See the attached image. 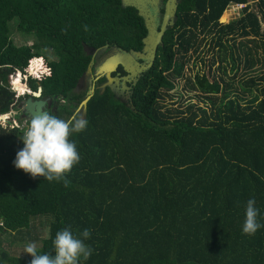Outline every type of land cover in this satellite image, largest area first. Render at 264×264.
<instances>
[{"label": "trees", "instance_id": "16d2710c", "mask_svg": "<svg viewBox=\"0 0 264 264\" xmlns=\"http://www.w3.org/2000/svg\"><path fill=\"white\" fill-rule=\"evenodd\" d=\"M248 1L182 0L132 105L110 90L89 101L86 128L70 136L80 161L62 180L14 167L26 120L16 116L17 127H0V236L23 229L29 236L35 220L45 218L47 236L32 239L40 243L37 253L54 256L56 233L69 228L93 249L79 264H264V72L248 76L261 63L259 51L264 55V0L219 23L228 5ZM12 22L32 46L12 43ZM145 34L121 0H0V116L17 103L9 76L41 60V76L29 87L56 97L55 116L70 119L87 95L77 87L89 49L140 52ZM202 52L210 56L201 61L207 76L187 77L190 54L198 60ZM182 84L184 107L164 105ZM253 198L261 227L245 235ZM31 259L10 255L0 241V264Z\"/></svg>", "mask_w": 264, "mask_h": 264}, {"label": "clouds", "instance_id": "9594fccd", "mask_svg": "<svg viewBox=\"0 0 264 264\" xmlns=\"http://www.w3.org/2000/svg\"><path fill=\"white\" fill-rule=\"evenodd\" d=\"M11 111L9 112L11 116L7 119H13ZM3 116L6 114L0 116V119ZM86 126L87 121L76 115L68 120L48 112L32 116L23 132L21 140L24 146L16 153L14 167L33 178L43 177L49 182L62 180L81 158L77 144L70 139V136L73 133L82 132ZM68 183L69 181L64 179L65 186ZM254 205V198L247 201L242 226V232L245 235H253L261 227L257 222L258 210ZM82 236L87 239L90 231L85 229ZM53 248L54 256L48 253L38 254L35 243H28L25 246V252L32 257L30 264H79L81 259L87 261L93 254V249L82 239L75 237L69 228L56 233Z\"/></svg>", "mask_w": 264, "mask_h": 264}, {"label": "water", "instance_id": "95a60500", "mask_svg": "<svg viewBox=\"0 0 264 264\" xmlns=\"http://www.w3.org/2000/svg\"><path fill=\"white\" fill-rule=\"evenodd\" d=\"M152 6L156 9L157 3H153ZM122 7L132 8L137 11L138 17L141 18L145 25L146 34L141 39L142 49L140 52H135L133 50L127 52L116 47L110 49L108 46L100 50H91L93 56L99 51L107 52L105 56L97 62H95L93 58L83 76V78L89 82H93L94 74L97 75L98 78L104 77L107 81L101 86V94H103L106 87L114 89L112 85L113 81L121 80L118 77L112 76L119 66H122L128 73L127 76L122 78L123 87L127 88L126 82L133 81L137 84L142 74L154 65L156 53L159 46L162 44V37L167 30V26H172L177 18L178 0L167 1L165 14L159 30L156 29L154 18L144 10L146 8L145 0H122ZM140 61H144L145 63L141 64ZM41 91V87H38L37 91L32 92L31 96L19 104V108L21 109L20 119L30 121L32 116L40 114L41 112H46L44 110L46 100L37 99L40 97ZM94 95L95 88L91 87L74 115L79 113L80 117L86 120L88 103ZM6 116L10 117L11 115L8 113Z\"/></svg>", "mask_w": 264, "mask_h": 264}, {"label": "rangeland", "instance_id": "374dc122", "mask_svg": "<svg viewBox=\"0 0 264 264\" xmlns=\"http://www.w3.org/2000/svg\"><path fill=\"white\" fill-rule=\"evenodd\" d=\"M252 3V2H250ZM240 5H228V7L226 8V10L224 11V14H222V16L219 18V23L221 24H227L231 21L237 20L239 17L242 16V10H240ZM12 22L10 24V29H11V41L12 43L16 46V47H22V46H32L33 44V39L31 36H26V35H22L20 33H18V31L15 29V26L13 25ZM241 38H239L240 41ZM244 39V38H243ZM245 41V39H244ZM258 42V41H257ZM49 54H46L48 57H50L51 60L56 59L57 57L55 55H53V53L51 51L48 52ZM259 57H260V62L259 64H257L254 68V73H250L248 76L249 77H255V76H259V74L263 71L264 72V55L261 54V51H259ZM210 58V56H206L203 55V52L201 53L200 57L197 60V64H198V70L197 68H194L192 73L193 74H201V75H205L207 76V68L201 63V61L203 60L204 62H207V60ZM42 61H38L33 62L30 64V68L31 71L23 74L20 71H15L12 75H10V85H11V89L12 92L15 93L14 97H16V99H20L21 97H26L27 95H31L32 89H30L29 84H28V77H38L40 76V73H42ZM28 71V68L25 69L24 72ZM17 77L19 76V82L24 86L25 91L22 93V91L20 93H18V91H16L13 87V82H12V77ZM229 76H233L232 73H230ZM238 81L241 83L243 82L244 79V75L243 73H239L238 75ZM209 80L210 76L208 77ZM21 94V95H19ZM168 99H170V96L168 94L167 96ZM180 107H184L183 105H180ZM183 109V108H181ZM11 112H13L14 114L12 115L13 119L9 118H2V121H0V127L4 128V129H9L18 126V122L17 119H15V112L14 110H12ZM27 123L26 122H22L21 126L26 128L27 127ZM2 220L0 218V225H2ZM36 235H38V238L40 240L44 239L47 236V219L45 218H37L34 222V226L31 227V233L29 234V236L25 235V230L23 229L22 234L18 235V234H5L2 237L0 236V241H2V245H3V249L9 253L10 255L13 256H17L20 258H29L30 256L26 254L25 252V246L28 243H35L36 245V249H39L40 243L39 242H34L32 241L33 237H35Z\"/></svg>", "mask_w": 264, "mask_h": 264}, {"label": "flooded vegetation", "instance_id": "af4514ba", "mask_svg": "<svg viewBox=\"0 0 264 264\" xmlns=\"http://www.w3.org/2000/svg\"><path fill=\"white\" fill-rule=\"evenodd\" d=\"M145 1H146V8L144 10L147 11L149 13V15L154 18V21H155V24H156V29L159 30L160 27H161V24H162V19H163L164 14H165V7H166V3H167L168 0H145ZM181 2H182V0H178V9H179V6H180ZM250 2H252V1L251 0L248 1L245 4V6H250L251 5ZM153 3H157V8L156 9L153 8V6H152ZM121 4H122V0H121ZM134 11L137 14V11L136 10H134ZM137 16H138V14H137ZM177 21H178V10H177V18H176L174 24L172 26H170V25L167 26V30H169L170 28H173L176 25ZM142 23H143V21H142ZM143 25H144V23H143ZM144 27H145V25H144ZM163 37H164V35H163ZM163 37H162V42H163ZM91 50H93V49H89V53L90 54H91ZM98 50H100V49H98ZM106 53L107 52H100L99 51V52H97L95 54V56H93L91 54V60L94 58L95 62H97L98 60H101L105 56ZM156 55H157V53H156ZM155 60H156V57H155ZM140 63L142 64V63H145V62L144 61L143 62L140 61ZM154 63H155V61H154ZM127 75H128V73L125 71V69L122 66H119L117 68V70L112 74V76L113 77H118L121 80L120 81H113L112 85H113L114 89H111L110 87H106L104 92H106L107 90H110L111 93L114 95L115 99L121 101L122 103H125L128 106H131L132 105L131 104L132 103V98H133V95H134V89L137 86L138 82H137V84H135L133 81H128V82H126L127 88H124L123 87L122 78L124 76H127ZM106 81L107 80L104 77L98 78V76L95 75V74H94V77H93V82H89L88 80L82 78L81 82L79 83V85L77 87V91L78 92H86V94H88V92L91 89V87H94L95 88V93H96L97 90L101 93V86L104 83H106ZM29 96H31V95H27L26 97H21L20 99H18V101H17V103L15 105V108L13 107V110L15 112V117L18 116L20 118L21 109L19 108V104L22 101H25ZM37 99L46 100V105H45L44 110L46 112L52 114V115L56 114V108H57V105H58L56 97L49 98L47 96H43L42 95V91H41L40 97H38ZM24 122H26V121H24Z\"/></svg>", "mask_w": 264, "mask_h": 264}, {"label": "built area", "instance_id": "2783aa9c", "mask_svg": "<svg viewBox=\"0 0 264 264\" xmlns=\"http://www.w3.org/2000/svg\"><path fill=\"white\" fill-rule=\"evenodd\" d=\"M234 5H240V6H241V7H240V10H242V9L245 7V4H234ZM203 47H204V46H203ZM203 47H202V48H203ZM190 56H191V62H190V64H189V66H187L186 69H185V75H186L187 77H192V78H194V77H195V74H193L192 71H193L194 68H197V70H198L197 56H194L193 53H191ZM40 61H41V60H40ZM24 71H25V70H24ZM29 71H31L30 65L28 66V71H26V72H21V73L25 74V73H27V72H29ZM39 77H40V76H38V77H28L27 80H28V79L36 80V79H38ZM9 78H10V76H9ZM179 81H180V80H179ZM179 81H178V83H179ZM183 83H184V81H183ZM9 86H10V90L12 91V89H11V85H9ZM182 87H183V84L180 86L179 89L176 88L175 90L170 91V92L168 93L169 96H170V99H168V100H169L170 102H169V101H163L162 103H163L164 105H166V103H167L169 106L180 107V106H179V103H180V105H181L183 101L187 102V101H188V98H189V96H188V92H187L188 90L183 91V93L179 95V92L182 90ZM176 96H179V99H180V100H177V99L175 98ZM16 100H17V99H16Z\"/></svg>", "mask_w": 264, "mask_h": 264}, {"label": "bare ground", "instance_id": "6f19581e", "mask_svg": "<svg viewBox=\"0 0 264 264\" xmlns=\"http://www.w3.org/2000/svg\"><path fill=\"white\" fill-rule=\"evenodd\" d=\"M13 87L16 91H18V93H20L22 91L21 94H23L24 90L21 88V83L19 82V76H17L14 80H13ZM19 94V95H21ZM9 117V116H8ZM2 118H7V116H3ZM2 118L0 120H2Z\"/></svg>", "mask_w": 264, "mask_h": 264}]
</instances>
